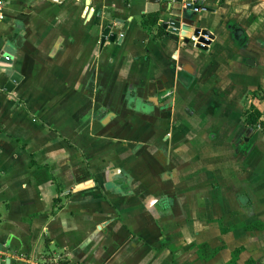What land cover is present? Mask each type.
<instances>
[{
    "label": "crops",
    "instance_id": "crops-1",
    "mask_svg": "<svg viewBox=\"0 0 264 264\" xmlns=\"http://www.w3.org/2000/svg\"><path fill=\"white\" fill-rule=\"evenodd\" d=\"M156 1L0 0V255L264 264V0Z\"/></svg>",
    "mask_w": 264,
    "mask_h": 264
},
{
    "label": "water",
    "instance_id": "water-1",
    "mask_svg": "<svg viewBox=\"0 0 264 264\" xmlns=\"http://www.w3.org/2000/svg\"><path fill=\"white\" fill-rule=\"evenodd\" d=\"M156 3H160L164 6V13L173 14V16H180L179 13L183 9V0H157ZM190 10V9H189ZM124 25L123 21L117 20L116 24H107L102 33V45H104L108 40L110 42H115L118 40V35L114 32V28L116 27L118 30L122 28ZM166 31H168L169 35H178L179 30L181 28L180 21L171 19V21L164 25L163 27ZM2 245H0V252L2 251ZM7 253V252H6ZM0 263L6 264H23L20 262H15L12 259L7 258L4 255H0Z\"/></svg>",
    "mask_w": 264,
    "mask_h": 264
},
{
    "label": "trees",
    "instance_id": "trees-1",
    "mask_svg": "<svg viewBox=\"0 0 264 264\" xmlns=\"http://www.w3.org/2000/svg\"><path fill=\"white\" fill-rule=\"evenodd\" d=\"M159 22V14H150L143 18L142 25L148 29L152 30V28L156 27ZM167 35V32L164 29L159 28L157 33L154 34L155 40L160 41L164 39ZM261 119V115L258 111L253 110L252 112H248L245 114V121L248 125H258L262 124L259 123ZM264 124V123H263ZM203 252L206 253L209 251V248L207 246L202 247ZM242 249H239L234 252L233 260L229 264H238L239 255L241 254ZM246 264H260L259 262L255 260H249Z\"/></svg>",
    "mask_w": 264,
    "mask_h": 264
},
{
    "label": "built area",
    "instance_id": "built-area-1",
    "mask_svg": "<svg viewBox=\"0 0 264 264\" xmlns=\"http://www.w3.org/2000/svg\"><path fill=\"white\" fill-rule=\"evenodd\" d=\"M201 1L202 0L188 1L185 7L187 9H191L195 11L196 13H199L200 11L203 10L202 7L200 6ZM4 6L5 4L3 2H0V20L4 18Z\"/></svg>",
    "mask_w": 264,
    "mask_h": 264
}]
</instances>
